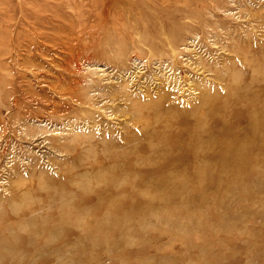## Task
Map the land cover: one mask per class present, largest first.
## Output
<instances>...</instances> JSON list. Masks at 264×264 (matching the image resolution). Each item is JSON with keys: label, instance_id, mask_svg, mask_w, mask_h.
Returning a JSON list of instances; mask_svg holds the SVG:
<instances>
[{"label": "rangeland", "instance_id": "1", "mask_svg": "<svg viewBox=\"0 0 264 264\" xmlns=\"http://www.w3.org/2000/svg\"><path fill=\"white\" fill-rule=\"evenodd\" d=\"M262 26L264 0H0V264H264L262 165L236 178L228 167L223 183L211 170L199 189L202 204L191 177L186 195L166 202L153 195L158 178L141 196L77 188L100 189L116 176L133 184L127 167L139 160L120 141L127 125L140 124H130L132 106L152 97L185 106L206 93L201 84L219 77L229 84L244 64L240 50L264 58ZM139 149L142 159L151 154L148 166L161 165L153 171L172 168L169 157L154 163L155 152ZM101 151L106 158L94 162ZM145 200L152 202L143 211L132 205ZM24 216L28 223H18Z\"/></svg>", "mask_w": 264, "mask_h": 264}, {"label": "bare ground", "instance_id": "2", "mask_svg": "<svg viewBox=\"0 0 264 264\" xmlns=\"http://www.w3.org/2000/svg\"><path fill=\"white\" fill-rule=\"evenodd\" d=\"M148 17H149V15H148ZM258 22H260L259 19H258ZM260 25H261V23H260ZM168 26H169V24H168ZM253 26H255V25H253ZM262 27H264V26H262ZM252 37H253V35H252ZM261 38H262V36H261ZM137 41H138V39H137ZM147 42H148V40H147ZM253 42L254 41H252V43ZM238 53H239V55H237L238 58L241 61H243L244 64H243L242 68L241 67H235L236 71H234V74L232 72L233 79H230L231 82L229 84H226L227 82L226 81L224 82L225 78L219 77L216 80L215 79L216 77H214L213 79L216 80V83H214L213 85H210V84L206 85L205 83H203V85L201 84L200 86H198V89L201 92H203L205 90L206 93L202 94V96L200 93V96L198 95L197 97L193 96V95H191V96L189 95L190 97L187 98L188 104H186L185 106H181L180 102H179L180 105H178L174 102H173L174 104H172V105H170V104H159V102L152 103V101H155V97L151 98L152 101H150V102L152 104H150V102L148 100V102H149V105H148L146 102L147 98H145L146 100L144 99L145 100V103H143L144 105L140 104V103L139 104L137 103V105H133L132 107L135 108L137 111L134 112V114L133 113L129 114L127 117L132 118L130 124H132V121L134 119H135L134 122L136 124L140 123L139 126H137L135 128L138 129V127H141L139 129L141 130L143 135H139L138 130H136L135 128L132 129V127L134 125L131 128L127 127L130 125H127L126 128L123 127V129L124 128L126 129L125 133L120 131L122 133V134H120L122 136L120 138V141L122 139H124V141H127L129 153H133V155L135 156L134 158L136 160L137 159L139 160V162H137L136 164L131 163L130 166L127 167L129 171L133 172V175H132V179L134 181L133 184L132 183H130V184L125 183L124 182L125 177L116 176V177H113L109 180H104V183H103L104 187H102L100 189H95L94 187H90L89 185H87V183H84L86 185H82V186L78 185L77 188H79V190H80V192L78 191L79 195H86L89 193L90 190L97 192V193H99V195H101L102 193H104L102 191L105 189H109V190L111 189L113 192H116L117 194H119L120 193L119 190L123 188L128 192H134L136 195L141 196L142 193H145L149 190L148 189L149 187L148 188H145V187H147L150 184L151 185L156 184V182H152L151 178H153V180H154V178H158L157 185L161 186V187H158L155 189L153 188L152 189V191H154L153 195H155V197L158 196V198L161 202H166L167 200H169L173 197L186 195L187 192L185 191L183 186H185L187 184V181L191 177L192 180L196 179V181H195L196 186L194 187V185H193L195 190H193V187H192L191 189L193 192L191 194L194 196L196 193H199L200 196L198 198V201H199V204H202V203H204V198L202 197V194L200 193L199 189H201L202 186L205 184V182L208 181V177H210L209 172L211 170L216 172L214 174V178H215V181L217 183H223L225 181L224 178H225V175L227 174V168L228 167H229V169H231V172H229V174H231L232 177H234V178H236L240 175L246 174L250 168H252V170H256L253 167H255L257 165H262L263 166L262 169L264 171V58L256 57L253 54H252L253 56L247 57L246 56L247 55L246 50H240ZM229 57H230V55H229ZM250 58L253 60V62L250 60ZM232 59H233V57H232ZM255 59L258 60L257 63H255L256 62ZM225 60H226V58H225ZM222 62L224 63V61H222ZM246 68L251 69V73L249 74V77L244 76V74L246 72L245 71ZM240 69L244 70V74ZM204 80H205V78H204ZM77 81H78V79H77ZM125 84H126V82H125ZM223 85H225L226 87L222 88L221 86H223ZM73 88H75V87H73ZM123 88L124 87H122V89ZM122 92H124V91H122ZM193 94L196 95V93H193ZM165 96H166V94H165ZM165 96L162 98L166 99ZM43 97H45V96H43ZM139 97H141V96L139 95ZM15 98H16V96H15ZM127 99H129V98H127ZM130 101H128V102L131 103ZM128 102H127V104H128ZM167 102H168V100H167ZM177 102H178V100H177ZM184 102H185V100H184ZM155 103L159 104V106L161 108L158 111H157V108L159 106L156 109H152V110H154V111H152V113H155V110L157 111L156 112L157 114H155V116L153 117L152 115L148 114V111H150V108L154 107ZM134 104H135V102H134ZM59 105H60V102H59ZM121 106H123V105H121ZM114 111H116V110H114ZM145 112L147 114H145ZM127 121H129V120H127ZM25 123H27V122H25ZM123 124L124 123L122 122V125ZM136 124H135V126H136ZM37 126H38V124H37ZM42 127H43V125H42ZM93 128H94V126H93ZM121 128H122V126H121ZM42 129H44V128H42ZM111 129H112V127H111ZM37 130H38V127H37ZM39 130H40V128H39ZM45 130H46V127H45ZM9 131H10V129H9ZM54 131H55V129H54ZM28 132H30V131H28ZM31 132H32V130H31ZM46 132H47V130H46ZM110 132H111V130H110ZM46 137L47 136H45L44 139H46ZM104 138L109 139L107 136H105V134L103 136V139ZM47 139H49V138L47 137ZM72 139H73V137H72ZM113 139L115 140V142H117L116 138L114 136L111 137L110 138L111 146L114 145ZM70 140H71V138H70ZM74 140H76V139H74ZM64 141L65 140L63 139V142ZM72 142H73V140H72ZM140 146H144L146 149L149 150V152H152V153L155 152L154 157L156 160L154 161V163H158V162L160 163V161L169 157L170 158L169 160H171V164H173L172 168L170 170H166V171L165 170L153 171L154 168L155 169L160 168L161 165L158 164L154 168H152L151 166H148L151 163L150 160H152L151 154H150V159H148V158L142 159L143 155L138 156V154H137L140 152V149H139ZM50 147H51V145H50ZM52 147H55V145ZM64 147H65L64 149L67 151L66 146H64ZM73 147H75V146H73ZM159 147H163L164 150L158 149ZM64 149H62V151ZM89 149H91V148H89ZM112 152H113V150H112ZM85 155H86V153H85ZM97 156L99 158L100 157L106 158L104 151H101V154L96 155L94 157H97ZM46 157H47V155H46ZM98 157L95 158L94 162L98 161L99 163H102L101 161L103 159H99ZM107 157L109 158V156H107ZM37 160L39 161V159H37ZM49 161H50V159H49ZM69 161H70V159H69ZM41 162H40V164H41ZM68 162L65 163L64 166H66V164H68ZM58 163H60V162L58 161ZM58 163H57V165H58ZM72 163L74 164V160L72 161ZM190 164H192L193 166L196 165L195 168L192 171L188 172L187 175H184L181 180L176 181L177 179H179L178 178L179 176L176 178L173 177V174L176 172V170L182 166H187ZM246 164L247 165L249 164L250 166H247ZM22 166H24V165L22 164ZM69 166H70V162H69ZM72 166H74V165H72ZM78 166L80 167L81 165H78ZM101 168H102V165H101ZM5 170H6V168H5ZM45 170H47V169H45ZM68 170L71 171L72 168L70 170L68 167L67 171ZM125 170H126V168H125ZM41 171H42V169H41ZM83 171H85V170H83ZM83 171L80 172V173H82V175L87 173V172L83 173ZM63 172L64 171H62V173ZM44 173H45V171H44ZM106 174H108V173H106ZM152 174H154V176H152ZM170 176H172V180H168V181L162 180V179L168 178ZM7 177L9 178V176H7ZM19 177L22 180L23 176L21 177V174ZM16 179H17V177H16ZM30 179H31V177H30ZM83 179H84V177H83ZM89 179H91V178H89ZM25 180H26V178H25ZM9 183H10V181H9ZM73 184H75V183H73ZM90 184L92 186L91 181H90ZM166 184H168V185H166ZM62 190H63V188H62ZM23 191H21V192H23ZM193 196H190V198L187 199V201H190V200L192 201L193 199H195V197H193ZM10 197H11V195H10ZM187 197L188 196H186V198ZM80 199H81V197H80ZM67 200H68V198H67ZM215 200H216V198L213 199V201H215ZM100 202H101V200H100ZM151 202L152 201H150V200H145L140 205L134 204V203H132V205L136 206L137 207L136 209L143 211V210L147 209L148 207H150ZM0 203L2 204V201H0ZM77 203H79V201ZM10 204H11L13 210H17L19 207L18 204H16L15 202H10ZM63 206H65V203H61L60 208ZM76 212H77V210H76ZM68 213H70V212H68ZM32 215H33V213H32ZM18 220H19L18 223H28V220L25 216L18 218ZM31 220L32 219H30V221ZM42 220H45V219H42ZM77 220H81V219L78 218ZM32 221H35V220H32ZM30 223H32V222H30ZM184 238H185V235H184Z\"/></svg>", "mask_w": 264, "mask_h": 264}]
</instances>
